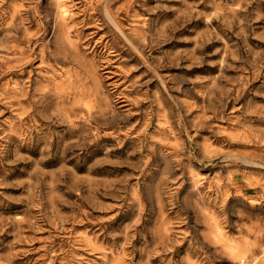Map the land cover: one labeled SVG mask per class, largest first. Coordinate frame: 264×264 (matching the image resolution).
<instances>
[{
    "label": "rangeland",
    "instance_id": "obj_1",
    "mask_svg": "<svg viewBox=\"0 0 264 264\" xmlns=\"http://www.w3.org/2000/svg\"><path fill=\"white\" fill-rule=\"evenodd\" d=\"M66 1L0 0V264L261 255L264 0Z\"/></svg>",
    "mask_w": 264,
    "mask_h": 264
},
{
    "label": "bare ground",
    "instance_id": "obj_2",
    "mask_svg": "<svg viewBox=\"0 0 264 264\" xmlns=\"http://www.w3.org/2000/svg\"><path fill=\"white\" fill-rule=\"evenodd\" d=\"M69 3L66 0H56V16L58 20H60L64 24H67L68 21L73 19L72 18L73 16L72 6ZM214 234L219 240L221 241L223 240L224 245H226L233 253L234 252L237 253L239 251L238 246L236 245L237 243L233 244L230 242H226V240L223 239L225 236H223L222 230L219 227V225H215ZM261 259L264 260V249L261 251V255L253 256V258L250 261H247L245 259V264H255L257 261Z\"/></svg>",
    "mask_w": 264,
    "mask_h": 264
}]
</instances>
